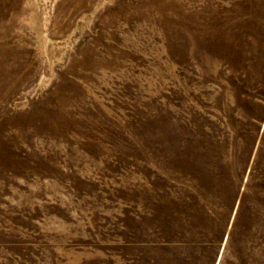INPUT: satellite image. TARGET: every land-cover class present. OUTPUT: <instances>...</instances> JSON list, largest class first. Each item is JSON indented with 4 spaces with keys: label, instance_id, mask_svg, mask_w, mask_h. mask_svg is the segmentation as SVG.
Listing matches in <instances>:
<instances>
[{
    "label": "rangeland",
    "instance_id": "rangeland-1",
    "mask_svg": "<svg viewBox=\"0 0 264 264\" xmlns=\"http://www.w3.org/2000/svg\"><path fill=\"white\" fill-rule=\"evenodd\" d=\"M0 264H264V0H0Z\"/></svg>",
    "mask_w": 264,
    "mask_h": 264
}]
</instances>
